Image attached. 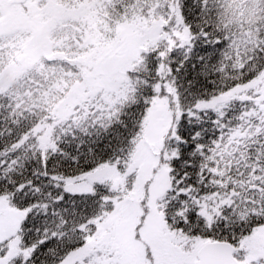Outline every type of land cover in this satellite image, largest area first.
<instances>
[{"label": "snow or ice", "instance_id": "6c2138e0", "mask_svg": "<svg viewBox=\"0 0 264 264\" xmlns=\"http://www.w3.org/2000/svg\"><path fill=\"white\" fill-rule=\"evenodd\" d=\"M0 264H264V0H0Z\"/></svg>", "mask_w": 264, "mask_h": 264}]
</instances>
